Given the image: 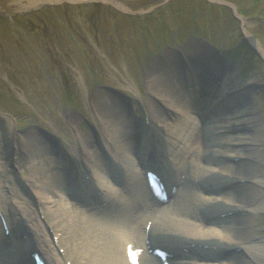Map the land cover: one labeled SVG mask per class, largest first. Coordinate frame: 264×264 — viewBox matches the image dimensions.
Returning <instances> with one entry per match:
<instances>
[{
  "label": "bare ground",
  "instance_id": "6f19581e",
  "mask_svg": "<svg viewBox=\"0 0 264 264\" xmlns=\"http://www.w3.org/2000/svg\"><path fill=\"white\" fill-rule=\"evenodd\" d=\"M23 1L15 0L21 5ZM47 1L55 2L31 0L27 1L30 5L21 7H36L49 3ZM58 1L92 3L98 0ZM253 42L258 47V43L254 40ZM190 45L195 46L193 42ZM196 45L198 46L192 50L190 47L186 48V51L181 49L183 57L176 53L166 56L170 54L166 51L164 59L157 61L148 72L146 86L151 96L144 101L150 111L149 115L154 118L153 123L166 131L161 147L154 146L148 138L144 121L135 123L129 118L127 120L131 122L130 124L119 123L118 116L126 112V106L120 102L117 94L101 90L96 97L93 95L96 101L91 97L93 93H87L89 101H93L91 109L97 115V122L94 131H87L85 134L79 132L76 141L78 150L76 152L75 149L71 150L75 154L72 155L74 158L72 169L67 162V159L72 162L70 155L61 151L68 146L72 148L66 138L65 142L60 143L61 150H58L59 148L54 145L58 142L57 138L54 143L32 131L23 134L21 147L18 146L16 152L20 155L26 152L30 156L28 165L32 174L25 182L16 181L30 188L32 193L28 196L29 200L21 197L20 190L12 186L11 177L6 172L8 165L13 168V177L22 172L19 160L7 158L3 162L4 158L0 156V168L4 172L3 177L0 175V209L7 211L5 205H9L15 217L10 218L13 229L22 231L27 229L29 232L27 240L20 239L15 233L13 236L15 246L12 239L7 240L9 237L3 233L0 222L2 246L0 264H33L32 255L35 253L43 254L50 264H68L69 261L72 264H106L104 261L106 254L112 260L111 264H126V243L140 244L142 240L138 239L134 230H130L136 217L141 218L145 228L148 217L154 218L153 233L160 245H163L165 238L170 246L176 241L194 244L197 247L214 244L229 250L240 245L245 254L252 256L253 253L257 259L255 260H259V255L264 253V241H256L258 235L254 214L264 208L263 204H260L262 198L260 187L264 183L258 175L261 156L256 147L257 136L250 131L259 130L261 120L258 114L259 105H255L254 102L251 104L248 100L252 99L256 88L258 90L262 87L254 84L255 81L248 83L233 81L230 77L235 76L239 69H236L235 73L223 70L222 60L209 54L212 48L208 51L206 48L203 49L202 45L198 43ZM260 51L264 55V50ZM192 53L198 55V63ZM208 69L210 72L206 75L205 70ZM220 69L223 70L221 76L218 75ZM217 80L221 81L220 85L223 84L221 89ZM203 81L205 85L202 84ZM199 90L203 91L200 93ZM136 91L137 96L143 98ZM158 100L164 105L160 106ZM196 104L198 113L195 111ZM131 105L135 106V103ZM213 107L221 110L211 118L210 124L204 126L205 141L202 137H198L197 140L191 138L192 132L201 122L203 123L202 119L207 116L206 114L212 113ZM174 111L177 112L176 116L173 114ZM132 127L137 128L139 136L138 131H134ZM17 135L19 134L17 133L14 139H17ZM103 141L109 147L114 144L113 152L121 163H128L130 159L136 162L134 156L144 155L149 149L151 164L155 161L154 154L159 153L160 157L167 156L166 160L175 165L173 178L171 174L163 171L165 176L176 182L183 179L182 184L179 183L181 189L174 203L166 206L169 216L164 210L150 206L148 193L143 192L141 185L143 178L141 179L140 173L151 165L144 163L142 166L144 169L138 167V175L133 171L124 178V182L116 184L112 179L119 171L112 170L110 161L104 160L97 151L100 150L99 144ZM188 141L192 147L188 146ZM14 143L11 144L14 146ZM82 152L85 155L82 156ZM197 152H200L198 157ZM176 158L181 164L173 163ZM236 159L248 161L239 163L235 162ZM68 168L71 172L67 171ZM81 168H86L92 173L97 183V191L102 194L103 199L111 203L109 204L111 208L104 209L115 215L112 220H108L106 215L98 210L102 206L97 207L96 200L91 195V188H85L87 194L85 202L88 203L85 208L73 204L71 198L77 189L71 186L82 180L79 170ZM180 173L185 174V178L180 176ZM244 180L247 183L243 182ZM168 182L172 185L170 181ZM78 193L81 195L83 190H79ZM213 207L215 211H219L211 212ZM143 209H147L144 215L141 214ZM41 210L43 216L48 218L49 224L42 220L39 212ZM234 210L238 213L237 220L228 219L231 218L230 212ZM225 213L228 217L221 218L220 216ZM205 214L206 217H210L213 225H204L202 228L201 221ZM108 233L109 237L106 236ZM142 233L141 238L145 230ZM55 236L58 237L60 249H64L65 256L57 249ZM8 243L10 255L4 251ZM189 257L181 260L179 264H197L194 262L195 259H198V264H254L237 251L230 254V251L200 249ZM145 259L148 262L146 264L158 263L155 258Z\"/></svg>",
  "mask_w": 264,
  "mask_h": 264
},
{
  "label": "rangeland",
  "instance_id": "374dc122",
  "mask_svg": "<svg viewBox=\"0 0 264 264\" xmlns=\"http://www.w3.org/2000/svg\"><path fill=\"white\" fill-rule=\"evenodd\" d=\"M27 1L22 5H30ZM52 1L22 8L15 0H0V156L22 165L14 177L11 165L6 172L24 198L15 180L25 182L32 174L30 156L16 152L23 134L44 137L46 130L73 148L79 132L95 129L93 95L119 92L130 101L118 96L120 102L129 106L138 97L135 91L144 89L141 96L148 99V72L166 51L180 55L197 43L209 51L211 43L236 59L233 81L264 83V55L258 50L264 49V0ZM248 101L259 105L260 128L254 134L264 183V87ZM127 119L126 113L118 116L120 123ZM260 192L264 206V184ZM255 217L256 234L263 236L264 208ZM258 261L264 264V253Z\"/></svg>",
  "mask_w": 264,
  "mask_h": 264
}]
</instances>
